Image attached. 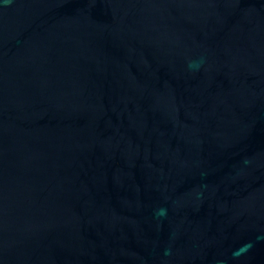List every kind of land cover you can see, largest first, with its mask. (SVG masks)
<instances>
[{
	"label": "water",
	"instance_id": "1",
	"mask_svg": "<svg viewBox=\"0 0 264 264\" xmlns=\"http://www.w3.org/2000/svg\"><path fill=\"white\" fill-rule=\"evenodd\" d=\"M0 264H264V0H0Z\"/></svg>",
	"mask_w": 264,
	"mask_h": 264
}]
</instances>
